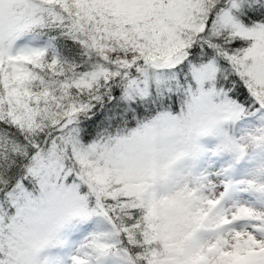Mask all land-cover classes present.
Returning a JSON list of instances; mask_svg holds the SVG:
<instances>
[{
    "label": "snow or ice",
    "instance_id": "snow-or-ice-1",
    "mask_svg": "<svg viewBox=\"0 0 264 264\" xmlns=\"http://www.w3.org/2000/svg\"><path fill=\"white\" fill-rule=\"evenodd\" d=\"M0 264H264V0H0Z\"/></svg>",
    "mask_w": 264,
    "mask_h": 264
}]
</instances>
